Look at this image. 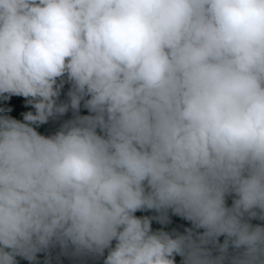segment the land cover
Wrapping results in <instances>:
<instances>
[{
    "label": "clouds",
    "instance_id": "clouds-1",
    "mask_svg": "<svg viewBox=\"0 0 264 264\" xmlns=\"http://www.w3.org/2000/svg\"><path fill=\"white\" fill-rule=\"evenodd\" d=\"M13 96L0 264H264V0H0ZM169 211L192 227L153 231Z\"/></svg>",
    "mask_w": 264,
    "mask_h": 264
},
{
    "label": "trees",
    "instance_id": "trees-1",
    "mask_svg": "<svg viewBox=\"0 0 264 264\" xmlns=\"http://www.w3.org/2000/svg\"><path fill=\"white\" fill-rule=\"evenodd\" d=\"M70 85L69 84H65L63 89L61 90V95H60V101H65L67 99L66 97V93L69 90ZM27 98L24 97H16L13 96L11 97L9 100H4L3 97H0V108L2 109H8L11 108L10 112H0V115H8L11 116L12 118H15L17 120H21L23 121V115L26 112L29 111H33L34 112V108L30 105L27 104L26 102ZM80 114L81 115H87L89 114L87 109L81 107L80 109ZM72 112L71 110L66 113L64 116L60 117L59 119H52L50 118L49 121L45 124L39 125L36 130L45 136H49L52 135L53 132H56L61 123H63V121L71 119L72 118ZM233 203V196H228L226 197V205L227 206H231ZM153 213V215H152ZM136 216L138 217H143V216H154L156 215L155 212L151 211V210H147V211H137L135 213ZM169 216H170V223L166 224V225H162L159 222L153 220L151 222V227L153 229V231L159 230V229H163L164 231H168V232H173V230L178 231V233H184L186 228H190L192 227L191 222L185 220L184 218L177 216V215H173L171 213V211H169ZM253 224H258V223H264V221H259V220H252ZM200 231H203L202 229ZM220 242L222 243L224 240V237L221 236L219 238ZM115 244V241H113V246ZM59 251V249H55L53 250V254H52V261L51 264H76L77 260H73L69 257L66 256H60L59 260H57L56 257V253ZM38 259H39V264H44V260H45V253H38ZM107 255V250L105 251V257ZM103 257L99 258V259H93V258H86L85 261H89L92 264H103ZM176 260V264H181V260L182 258L177 255L175 257ZM16 261L17 264H30L29 261L17 256L16 257Z\"/></svg>",
    "mask_w": 264,
    "mask_h": 264
},
{
    "label": "rangeland",
    "instance_id": "rangeland-1",
    "mask_svg": "<svg viewBox=\"0 0 264 264\" xmlns=\"http://www.w3.org/2000/svg\"><path fill=\"white\" fill-rule=\"evenodd\" d=\"M55 132H53V134H54ZM175 232H177L178 233V231H176L175 230ZM79 264H91V263H83V262H80Z\"/></svg>",
    "mask_w": 264,
    "mask_h": 264
}]
</instances>
